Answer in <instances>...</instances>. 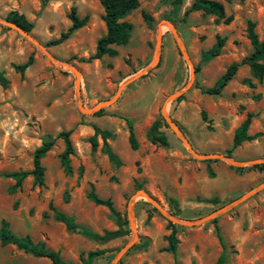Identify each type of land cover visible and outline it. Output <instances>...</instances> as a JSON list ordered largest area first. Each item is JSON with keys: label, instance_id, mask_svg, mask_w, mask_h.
<instances>
[{"label": "rangeland", "instance_id": "1", "mask_svg": "<svg viewBox=\"0 0 264 264\" xmlns=\"http://www.w3.org/2000/svg\"><path fill=\"white\" fill-rule=\"evenodd\" d=\"M220 1L225 15L231 16L226 24L202 11L184 14L191 0H182L177 8H173L172 0H138V6L124 17L131 31L125 44L113 46L116 55L88 59L96 40L105 32L97 0H0V19L11 10L23 14L32 23L29 35L57 62L53 64L23 34L0 23V71L8 79L5 87L0 86V219L8 222L12 232L27 234L34 242L45 239L46 246L57 250L62 259L76 264L87 251L103 249L91 264H109L131 240L126 206L136 190H144L177 218L193 220L264 181V170L253 166L263 163H246L264 159V74L257 80L248 65L240 63L251 51L245 36L246 20L254 22L258 39L264 40V0ZM71 6L78 17L86 16L85 24L61 42L49 44L69 27ZM142 13L150 16V24ZM157 25L161 41L155 66L122 88L99 115L81 113L77 103L90 107L110 98L121 82L149 63ZM216 35L224 37L219 53L201 60V52L214 44ZM176 38L193 66L194 79L182 94L165 104L164 111L196 152L224 154L238 165L194 158L161 116L163 100L183 89L190 77V67L179 52ZM29 56L31 63L22 75L14 71L12 65L23 63ZM232 62L237 63L235 73L219 95L199 90L200 86H212ZM71 66L78 71L79 96ZM246 113L251 114L247 133L259 135L226 154L233 129ZM125 118L131 122L137 143L134 150L128 145ZM92 126L108 132L106 142L118 165L101 150L100 134L91 150L87 138L93 133ZM61 130H69L73 146L70 174H65L59 164L63 142L55 135ZM160 134L165 136L166 145L151 141ZM47 135L54 139L40 158L42 184L27 175L11 192L14 180L3 174L30 170L33 150ZM88 183L122 214L125 234L95 240L82 233L83 228L102 234L117 227L106 207L86 197ZM213 197L217 203L206 201ZM48 204L70 215L78 227L69 230L55 221ZM130 211L137 239L118 262L173 264L171 252L164 249L171 222L140 195L134 198ZM174 230L178 264H216L221 253L222 264H264V188L215 217L214 222L174 224ZM0 264L51 263L14 245H0Z\"/></svg>", "mask_w": 264, "mask_h": 264}, {"label": "trees", "instance_id": "2", "mask_svg": "<svg viewBox=\"0 0 264 264\" xmlns=\"http://www.w3.org/2000/svg\"><path fill=\"white\" fill-rule=\"evenodd\" d=\"M100 4L103 14L101 19L103 21L105 32L101 35L95 44L94 52L88 57V59H98L103 55L114 57L116 55V50L113 47L114 45H123L127 42L130 31L131 24L124 19V17L133 9L138 6V0H97ZM224 2H230L232 0H222ZM182 0H172L173 8H177L181 4ZM190 11H202L205 14L214 16L215 20H220L222 23H228L231 20L230 15H225L224 8L220 0H191L189 6L184 10V14ZM67 17L70 21V25L67 30L59 35L55 40L49 42V44H56L61 42L63 39L67 38L68 35L85 24L87 18L86 16L78 17L75 12V7L71 6ZM143 20L150 24L151 18L145 13H142ZM5 20L15 24L25 32H29L32 28V23L25 18L21 13H18L16 10H11L7 12L4 17ZM254 22L250 19L246 20L245 24V36L251 45L250 53L245 56L240 63H245L249 67V71L253 77L257 80H260L264 74V40H259L255 31H254ZM224 43V37L215 36L214 44L207 50L201 52L200 59L207 60L220 51L221 46ZM31 63V57L29 56L23 63L12 65L14 71L22 75L24 69ZM237 67L236 62L230 63L224 70V72L217 78L214 84L210 87H199V90L202 93L208 95H219L222 88L226 83L231 79L235 73ZM197 68H195V71ZM249 82L248 80H246ZM8 84V79L4 76L3 72L0 71V86L5 87ZM102 112V109L94 112L93 115H99ZM201 118L205 119L204 112H201ZM251 114L246 113L244 119L233 129L231 137V146L226 150V154H229L232 148L240 145L243 141H250L255 139L259 133L248 134L247 129L250 122ZM125 124L127 126V141L131 149H136L137 143L133 135L131 122L128 118H125ZM93 133L87 138L88 143L90 144L91 150H94L97 141L96 135L100 134L102 139L101 150L105 153L108 160L112 161L115 164H119L117 156L112 152L110 147L106 142L108 136L107 131L99 130L98 127L92 126ZM55 137L61 138L63 142V149L59 155V164L62 168V171L65 174H70L71 167L69 165V156L73 154V146L69 139V130H61L57 132ZM53 139L50 135H47L43 138L40 144L34 148L32 153V167L30 170H18L4 173L3 175L14 180V183L10 187V191H15L22 181V179L31 175L33 181L41 185L43 181V167L40 164V158L50 149L53 144ZM151 141H157L161 145H166V138L163 134L158 136H152ZM258 170H264L263 164L253 165ZM211 175V172L208 173ZM89 189L86 194V197L96 205H102L106 207L109 213L114 217L116 228L113 230H103L102 234H98L86 229H82V233L95 240H104L107 238L119 237L127 232L123 229V225L126 223L122 214H120L113 206L111 200L106 198L99 197L92 186L91 183H88ZM139 187V185L137 186ZM206 201L211 203H217L218 200L216 197L207 199ZM49 209L52 210L53 218L56 221H59L64 224V226L69 230H74L78 225L73 221V218L70 215L64 214L48 204ZM215 221V218L212 219ZM172 227L170 233L166 236L167 246L164 248L171 252L173 256V264H178L176 260V238L174 236V224L169 223ZM214 230L217 238L220 240V235L218 232V227L215 225ZM0 245H14L16 248L20 249L24 253L30 254L34 257H44L49 260L51 264H76L67 260H64L60 257L58 251L49 249L45 247L44 242L34 243L29 235H17L12 232L9 228V224L5 219H0ZM223 246V244L221 243ZM104 252L103 249H93L86 252L85 257L79 258L78 264H91L93 258L101 255ZM223 263V254L221 253L216 261V264ZM117 264H120L117 262Z\"/></svg>", "mask_w": 264, "mask_h": 264}, {"label": "water", "instance_id": "3", "mask_svg": "<svg viewBox=\"0 0 264 264\" xmlns=\"http://www.w3.org/2000/svg\"><path fill=\"white\" fill-rule=\"evenodd\" d=\"M0 23L4 24L6 26H9V27L17 30L21 34H23L32 44H34L35 46H38L39 48H41L43 50V52L47 55L49 60L53 64H57V62H55V60L46 52V50L44 49V46L42 44H40L38 41L33 40L28 32L23 31L21 28H19L15 24H13V23L5 20V19H0ZM166 23L169 24V22H166ZM160 41H161V29H160V26L157 25L156 33H155L154 49H153V53H152V58L149 61V63L144 68H142L138 72L134 73L129 78L125 79L123 82H121L118 85L115 93L110 98H106L104 100H100L97 103H95L93 106H90V107H85V106H82L80 103H77L78 110L81 113L93 114L94 112L98 111L102 107L112 104L116 100L118 95L120 94V91H121L122 88H124L131 81H133V80L139 78L141 75L145 74L148 68H151V67L155 66V64L157 62V58H158V46L160 44ZM176 42H177V46H178L179 52L181 53L182 57L184 58V60L188 63V65L190 67V77H189V80L187 81V83H186V85L184 86L183 89L178 90L176 92H173L172 94L168 95L163 100V103H162L161 108H160V112H161V116H162L164 122L179 137L181 142L184 144L186 149L190 152V154L194 158H197L199 160L221 159V160L226 161L228 164L238 165L239 162H237L235 160H232L229 156L224 155V154H219V153L201 154V153L196 152L192 148V146L190 145L188 140L184 137L181 129L179 128V126L164 111L165 104L168 101H170L172 99H175L177 96L182 94L191 85V83H192V81L194 79L193 66L187 61V59L185 57V54L183 52L182 45L180 44V42L178 41L177 38H176ZM71 70L73 71V74H74L75 93L77 94V96H79V80H78L79 76H78V71H77V69L74 66H71ZM246 163H249V164L264 163V159H256V160H252V161L246 162ZM263 188H264V181H262L259 184L253 186L251 189L247 190L246 192L242 193L241 195L231 199L227 203L218 206L217 208H215L214 210H212L209 213L205 214L204 216H201V217L193 219V220L177 218L176 216L168 213L166 210L161 208L158 205L157 201L154 198H152L151 196H149L144 190H136L134 193H132L129 196V198L127 200V206H126V217H127V221H128V224H129V228H130V230L132 232L131 240L128 243H126L124 246H122L116 252V254L114 255V257L112 258V260L110 261L109 264H117V262L119 261L120 257L131 247L133 242L137 239V234L135 233V229L133 227V222H132L131 215H130L132 202H133V200H134V198L136 196L140 195V196L144 197L147 200V202L152 204L156 208V210L163 217H165L167 220H169L171 223L176 224V225L194 226V225H199V224H202L204 222H207V221L217 217L218 215H220V214L232 209L233 207L237 206L239 203H241L242 201L247 199L249 196H251L252 194L256 193L257 191H259V190H261Z\"/></svg>", "mask_w": 264, "mask_h": 264}, {"label": "crops", "instance_id": "4", "mask_svg": "<svg viewBox=\"0 0 264 264\" xmlns=\"http://www.w3.org/2000/svg\"><path fill=\"white\" fill-rule=\"evenodd\" d=\"M102 198V197H101ZM57 210V209H56ZM52 211V210H51ZM58 211H60V210H58ZM60 212H62V211H60ZM63 213V212H62ZM65 214V213H64ZM52 217H53V213H52ZM54 219V218H53ZM55 220V219H54ZM56 221V220H55ZM57 222H59V221H57ZM61 223V222H60ZM63 224V223H62ZM64 225V224H63ZM25 235V234H24ZM31 240H32V238H31ZM33 241V240H32ZM34 242V241H33ZM36 242H44V245H45V247H47V248H49V249H52V248H50V247H48V246H46V241H45V239H44V241H35L34 243H36ZM52 250H55V249H52ZM55 251H57V250H55ZM59 253V252H58ZM60 255V254H59ZM68 261V260H67Z\"/></svg>", "mask_w": 264, "mask_h": 264}]
</instances>
